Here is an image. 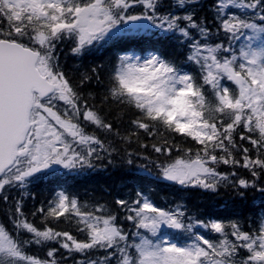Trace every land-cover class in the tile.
I'll use <instances>...</instances> for the list:
<instances>
[{
    "label": "snow or ice",
    "instance_id": "obj_1",
    "mask_svg": "<svg viewBox=\"0 0 264 264\" xmlns=\"http://www.w3.org/2000/svg\"><path fill=\"white\" fill-rule=\"evenodd\" d=\"M0 264H264V0H0Z\"/></svg>",
    "mask_w": 264,
    "mask_h": 264
},
{
    "label": "trees",
    "instance_id": "obj_2",
    "mask_svg": "<svg viewBox=\"0 0 264 264\" xmlns=\"http://www.w3.org/2000/svg\"><path fill=\"white\" fill-rule=\"evenodd\" d=\"M111 178L109 177H105L103 175H97V176H93L90 178H86L83 181H77L76 184L77 185H88V184H98V183H108L110 182ZM149 187L155 189V191L153 192L154 197H156L158 200L162 197H172L173 195H180L179 193H174L169 189L164 188L162 185H158V184H150ZM198 194L193 192L190 196V202L194 201L197 199ZM223 205V201L222 200H217L215 202L210 201V199L205 198L204 201L201 203V207L205 208V209H211L214 212H218L223 214L225 209L222 207Z\"/></svg>",
    "mask_w": 264,
    "mask_h": 264
}]
</instances>
